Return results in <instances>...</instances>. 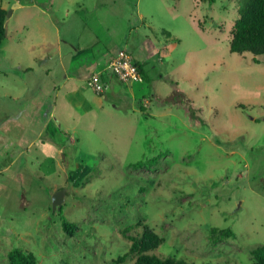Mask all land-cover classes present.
<instances>
[{
  "label": "rangeland",
  "instance_id": "374dc122",
  "mask_svg": "<svg viewBox=\"0 0 264 264\" xmlns=\"http://www.w3.org/2000/svg\"><path fill=\"white\" fill-rule=\"evenodd\" d=\"M30 1L0 0L12 11L0 47V264H9L15 248L38 264H116L142 223L166 240L152 253L158 258L255 264L253 251L264 246V56L230 52L241 0ZM78 12L87 43L100 37L111 52L133 53L160 46L150 64L143 62L147 83L91 93L121 117L94 104L82 116L51 89L64 79L61 63H85L72 60L61 41L79 33ZM45 66L52 67L48 77L37 69ZM24 76L44 82L51 98L8 99L7 89L21 88ZM55 102L48 130L60 122L71 143L58 153L64 168L38 178V146L27 144ZM39 109L36 121L31 114ZM11 125L22 126L18 146ZM12 149L25 150L15 164L22 153ZM153 158L152 166L130 167ZM61 189L62 215L52 210ZM61 217L76 224L73 236ZM136 262L135 255L121 264Z\"/></svg>",
  "mask_w": 264,
  "mask_h": 264
},
{
  "label": "crops",
  "instance_id": "0c3cea01",
  "mask_svg": "<svg viewBox=\"0 0 264 264\" xmlns=\"http://www.w3.org/2000/svg\"><path fill=\"white\" fill-rule=\"evenodd\" d=\"M33 5L35 6V4H37V0H31L30 1ZM19 7H23L20 4H18ZM79 8L82 10L85 9V13L86 15H88V8L83 6H79ZM81 12H78V18L76 19H80V14ZM49 15V14H48ZM48 19L51 23H53L54 25H56V31L59 34L60 37V29H58L57 26V22L54 21L53 15L52 17H50V15L48 16ZM80 22V29H79V33L76 35V38L74 40L70 39H66L64 37V40L61 39L62 43L65 42L70 48L71 51V57L72 60H76V58H80V57H85V63L81 62V61H76L74 62V64H71V66H68L67 64H65V61L63 63H61V69L62 71L65 73V76L62 77L64 78L63 81H54L51 84V89L53 90L54 94H55V98H61L62 100H64V102L66 103V105H70V107L72 108V106H75L74 109L78 111H83L82 116L88 117L90 116V114L95 111L91 104L96 105L98 108H100V112L103 113H110L111 115H115V116H119L120 113H116V112H112L111 108L109 107H104L103 102L101 101V99L95 98V100L90 99V95H92L91 93H93L92 91H90L85 84V80L87 79V77L89 75H91L94 72H98V71H102V70H106L108 69L110 63L112 62L113 58L117 55L118 52H111L112 48L111 46H107L105 41H102V39L100 37H95L96 40H98V42H96V40H94V42H91L92 40H90L88 43V39H87V35H85V37H81V32H83V28L81 30V21ZM83 25L85 26V24L83 23ZM86 29V26H85ZM142 32L141 28H138L137 33L138 35H140ZM146 34V33H145ZM144 40H142V42L146 43L147 41L149 42V38L147 37V35H143ZM77 40V41H76ZM89 44V46H88ZM140 46V42L138 43ZM142 46V45H141ZM102 47H105V49L107 50V52H103L102 51ZM97 48H100V50H96ZM116 48V47H115ZM160 48L159 45H157V47H155L151 52H141L138 49V53H135L136 51L130 52L133 55L134 58V62L136 64H138L139 66L142 67L144 73H146L147 69L145 67V64L143 62H146L148 64H150L151 62V57L154 55L155 52L158 51V49ZM46 50V49H45ZM125 50V49H124ZM48 51V50H46ZM128 51V50H127ZM138 58H137V57ZM46 60L53 62L54 58L53 56L50 54L46 55ZM141 60V61H140ZM144 60V61H142ZM84 63V65H80ZM55 64L57 65L58 63L55 62ZM55 66V65H53ZM39 72L43 71V74L40 73L41 75H44L46 77H48L47 75L50 74L52 72V67L51 66H45L42 68H37ZM6 72H8V70H5ZM22 71H26L25 73H28V75L30 73H34L36 70L32 67H24L22 68ZM38 72V74H39ZM35 72V75H38ZM34 75V76H35ZM147 75V73H146ZM145 75V77H147ZM28 78V77H27ZM83 80V81H82ZM20 85L21 88H19L18 86H15L14 90H8L6 91V97L8 99H10L13 102H17L19 100H29L30 104L33 100L36 99H40L43 100V98L45 97V95H47L48 97H50L48 90L45 91L46 89H44L45 87V83L42 81H34V82H26V76H24L23 79H20ZM147 82L143 83H139V84H125L120 82L117 78L115 77H111L109 79V84H110V89H109V93L113 92V91H117L120 88H122V86H136V85H141V84H145ZM94 94V93H93ZM51 98V97H50ZM42 103V101H40V104ZM43 104V103H42ZM41 104V106L43 107V105ZM103 105V107H102ZM111 106V105H110ZM112 107V106H111ZM93 109V110H92ZM58 110V105L55 102L54 105L49 109V115L48 117L44 120L45 122L40 125L38 127V130L35 133L34 138L30 139L28 141L27 144V149L30 147H35L38 146V150H37V155L34 157L33 161L38 163V166L41 167L38 172V178H40L41 173H43V177L44 178H49V173L53 172L55 174L56 171L63 169L64 166L62 164V162L59 161L58 158V153L63 152V150L65 149V147H67L68 145H70V143L68 141L65 142V134H68L69 130L67 132L62 130V127H60V122H58V124L54 121L53 123V128L51 130H48L49 125L53 122L54 118L56 117L55 115V111ZM42 109L37 110L36 112H33L31 114V116H33L35 119L36 117H38V114H41ZM99 112V111H96ZM38 113V114H37ZM58 113V112H57ZM65 115V114H64ZM121 117V116H119ZM59 118L62 120V116L59 115ZM125 118V117H124ZM37 121V119H36ZM22 126H14L11 125L9 126L10 130V136H12V139H14L13 143H15V146H18L21 142V135H22ZM17 137V139H16ZM41 151H42V155H41ZM11 152H19L22 153L18 156H16L12 161L13 164H15L16 160L23 155V152H25L24 149H17L14 150L12 149ZM29 153V152H28ZM10 169V168H9ZM8 167L3 169V171H7ZM44 170V172H43ZM83 173V170L80 171V174ZM62 178V177H60ZM39 180V179H38ZM63 190V189H61ZM59 191V190H58ZM66 194H67V190H66Z\"/></svg>",
  "mask_w": 264,
  "mask_h": 264
},
{
  "label": "trees",
  "instance_id": "16d2710c",
  "mask_svg": "<svg viewBox=\"0 0 264 264\" xmlns=\"http://www.w3.org/2000/svg\"><path fill=\"white\" fill-rule=\"evenodd\" d=\"M7 11L0 8V47L7 38L6 20ZM230 52L238 55L250 54L254 57L264 56V0H241L239 7V18L233 26ZM145 82L146 73L139 66ZM147 76V75H146ZM158 158H153L147 162H138L130 167L141 169L152 166ZM63 214V209L59 212ZM62 229L68 235L73 236L76 224L70 223L61 217ZM142 231L140 234L130 235L131 246L128 252L119 257L114 263H124L129 257L137 256L136 264H190L186 260L166 258L161 259L152 254L158 250L166 240L160 237L155 231L145 223L140 224ZM125 233V232H124ZM255 264H264V246L253 251ZM9 264H38L37 258L33 253H26L21 248H15L9 253Z\"/></svg>",
  "mask_w": 264,
  "mask_h": 264
},
{
  "label": "built area",
  "instance_id": "2783aa9c",
  "mask_svg": "<svg viewBox=\"0 0 264 264\" xmlns=\"http://www.w3.org/2000/svg\"><path fill=\"white\" fill-rule=\"evenodd\" d=\"M111 77L130 85L144 82L143 74L134 62L132 53L127 50L119 51L108 69L89 75L85 80V84L94 94L103 95L110 89L109 79Z\"/></svg>",
  "mask_w": 264,
  "mask_h": 264
},
{
  "label": "water",
  "instance_id": "95a60500",
  "mask_svg": "<svg viewBox=\"0 0 264 264\" xmlns=\"http://www.w3.org/2000/svg\"><path fill=\"white\" fill-rule=\"evenodd\" d=\"M12 14V11H10L9 13H7V18L10 17ZM65 196H66V190H59L56 193H54V195L52 196V210L54 212L56 211H61L63 204L65 202Z\"/></svg>",
  "mask_w": 264,
  "mask_h": 264
}]
</instances>
